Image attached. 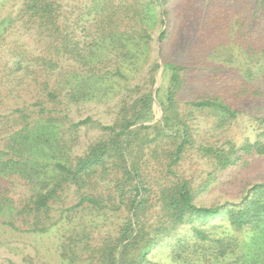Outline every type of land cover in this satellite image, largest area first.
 <instances>
[{
  "label": "trees",
  "instance_id": "16d2710c",
  "mask_svg": "<svg viewBox=\"0 0 264 264\" xmlns=\"http://www.w3.org/2000/svg\"><path fill=\"white\" fill-rule=\"evenodd\" d=\"M155 1L161 7L166 2ZM149 5L144 0H93L85 13L84 25L79 28L83 19L67 23L58 0L22 1L14 20H21L27 30L36 31L44 54L38 65L54 80L38 83V97L31 103L36 110L16 107L12 117L4 120V124L11 122V129L6 131L10 136L0 148V176L7 171L22 172L33 190L16 214L24 216L29 232H46L54 204L72 184L79 194L77 205L87 203L103 209L116 194L120 201L126 199L131 213L117 232L106 234L93 248L91 264H260L264 256V182L253 184L249 194L237 203L206 206L195 203L198 188L191 185V180L166 175L175 174L174 167L195 147L190 126L180 118L175 104L180 66L163 62V69L169 72V84L164 88L139 92L130 103L126 95H121L116 120L101 126L108 132L107 138L92 142L76 157L75 164L68 163L67 144L71 138L67 134L71 130L75 133L90 119L71 121L68 127H62L67 116L60 117L48 103H64L68 108L70 103L91 100L113 90L108 85L109 76L124 74L122 69L130 64L135 66L142 57V47L149 42L145 24ZM160 13L165 16L166 8H161ZM256 13L262 24L261 38L255 46L249 44L245 53L253 58L247 59L249 64L253 62L263 72L264 0H260ZM12 23L10 18L7 26ZM78 29L86 34L78 35ZM84 37L89 42L82 46ZM164 37L162 31L158 40L161 42ZM102 48L113 53L120 64L106 67L112 62L110 58L95 59ZM22 61H17L20 68ZM225 61L229 60L224 57ZM158 68L155 62L153 71ZM253 77H245L244 83L236 85L237 92L250 93L253 87L248 83ZM157 81L153 75L151 83L156 86ZM236 86L232 84L231 89ZM229 101L212 96L191 102L190 106L213 115L218 125H226L237 115ZM16 124H20L17 131L13 130ZM39 149L47 150L50 162L36 160L37 156L43 157ZM239 149L245 154L264 155V143L259 141L244 142ZM196 150L200 156L212 159L220 170L237 160L238 149L230 145L221 149L199 144ZM23 159V170H17ZM154 165L166 172L163 182L160 177L150 180L149 171ZM212 178L210 174L207 182L199 185L200 190L207 188ZM103 182L109 183L105 185L107 198L83 191L88 185ZM155 205L160 206V213L153 223H148L147 214ZM6 224L16 228L11 221ZM78 242L82 243L81 237Z\"/></svg>",
  "mask_w": 264,
  "mask_h": 264
},
{
  "label": "rangeland",
  "instance_id": "374dc122",
  "mask_svg": "<svg viewBox=\"0 0 264 264\" xmlns=\"http://www.w3.org/2000/svg\"><path fill=\"white\" fill-rule=\"evenodd\" d=\"M22 1L0 0V122L3 121L0 123V148L10 136L6 131L11 129V122L4 124L5 118L9 120L16 107L28 106L36 110L37 107H32L31 103L38 97L35 96L39 93L38 83L54 80L51 75L42 72V65H38V60L44 54L43 45L36 40V31L33 28L27 30L23 21L14 20L22 7ZM92 1L58 0L67 23L71 19H83L79 28L84 25L85 13ZM165 1L161 7L156 5L155 0H144L145 4L150 2L149 7H146L145 19L149 42L142 47V57L135 66L130 64V67L122 69L124 74L109 76L108 85L113 90L91 100L70 103L68 108L64 103L58 105L47 102L49 108H56L60 117L67 116L62 127H68L71 121L90 119L75 133L71 130L67 134L71 138L67 144L68 163L75 164L76 157L82 155L92 142L107 138L108 132L101 126L111 125L116 120L121 95H126V101L130 103L139 96V92L154 90L155 86L151 83L153 75L158 78L161 76L157 87H166L169 84V72L163 69V62H172L181 67L178 71L180 83L174 97L175 104L180 118L190 126L195 147L174 167L175 174L166 175L172 179L191 180V185L198 188L196 204L237 203L249 194L253 184L264 182V155L254 152L245 154L239 149L244 142L264 143V71L253 62L249 64L248 60L253 58L251 55L247 57L248 53H245L249 44L255 46L261 38L262 24L256 13L260 0ZM164 7L167 12L165 16L160 13ZM10 18H13V23L7 26ZM162 31L165 37L160 42L158 37ZM76 33L82 34L80 29ZM82 41V46H85L89 39L84 37ZM131 48L135 49L132 44ZM105 51L102 48L100 55L97 51L95 59L110 58L112 62L106 67L120 64L113 53ZM224 57L229 61L224 62ZM19 60H23L22 68L17 66ZM155 62L159 68L153 71ZM253 75L255 77L248 83L253 87L251 92H237V86L246 81L244 78ZM232 84L237 86L231 89ZM212 96L230 99L229 102L237 111L234 120L226 125H218L213 115L190 106L191 102ZM44 99L41 98L42 101ZM19 128L20 124H16L13 130ZM199 144L221 149L233 146L238 149L237 160L220 170L212 159L200 156L196 150ZM39 155L43 157L37 156V161L44 164L47 160L50 162L46 149H39ZM31 158L35 159L34 156ZM25 160L18 162L17 170H23ZM21 173L7 171L5 176H0V264H91L89 256L93 248L99 245L106 234L117 232L126 216L131 214L126 199L120 201L116 194L111 197L109 206L103 209L87 203L77 205L78 191L74 185L68 184L61 200L51 210L47 231L31 233L27 230L24 216L16 214L33 192L31 184ZM149 173L150 180L160 177L159 181L163 182L166 172L154 165ZM210 174L213 177L211 182L207 188L200 190L199 185L207 182ZM107 184L88 185L83 191L107 198ZM149 213L148 223H153L160 213V206L155 205ZM9 221L16 228L6 224ZM78 237L82 238V243L78 242ZM259 263L264 264V256Z\"/></svg>",
  "mask_w": 264,
  "mask_h": 264
},
{
  "label": "water",
  "instance_id": "95a60500",
  "mask_svg": "<svg viewBox=\"0 0 264 264\" xmlns=\"http://www.w3.org/2000/svg\"><path fill=\"white\" fill-rule=\"evenodd\" d=\"M162 69V68H161ZM162 71V70H161ZM161 77V76H160ZM160 77L158 78L157 77V79H158V81H157V83L159 82V79H160ZM157 88V85L155 86V88H154V90Z\"/></svg>",
  "mask_w": 264,
  "mask_h": 264
},
{
  "label": "clouds",
  "instance_id": "9594fccd",
  "mask_svg": "<svg viewBox=\"0 0 264 264\" xmlns=\"http://www.w3.org/2000/svg\"><path fill=\"white\" fill-rule=\"evenodd\" d=\"M163 70V69H162Z\"/></svg>",
  "mask_w": 264,
  "mask_h": 264
}]
</instances>
